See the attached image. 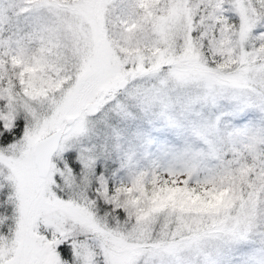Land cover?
Returning a JSON list of instances; mask_svg holds the SVG:
<instances>
[{
	"label": "snow or ice",
	"instance_id": "6c2138e0",
	"mask_svg": "<svg viewBox=\"0 0 264 264\" xmlns=\"http://www.w3.org/2000/svg\"><path fill=\"white\" fill-rule=\"evenodd\" d=\"M22 3H0V264H264V0ZM155 122L187 137L172 163L113 183Z\"/></svg>",
	"mask_w": 264,
	"mask_h": 264
},
{
	"label": "rangeland",
	"instance_id": "374dc122",
	"mask_svg": "<svg viewBox=\"0 0 264 264\" xmlns=\"http://www.w3.org/2000/svg\"><path fill=\"white\" fill-rule=\"evenodd\" d=\"M0 3H2L6 14L14 20L19 9L23 7L22 0H0ZM156 3H159V0H156ZM231 122L237 126L254 125L258 127L261 117L258 113H244ZM141 131L150 143L143 151H137L122 164L118 162V170L112 177L113 183L127 182L130 175L135 172L151 171L168 166L173 161L172 150L187 140L184 133L169 128L160 122L145 124Z\"/></svg>",
	"mask_w": 264,
	"mask_h": 264
}]
</instances>
